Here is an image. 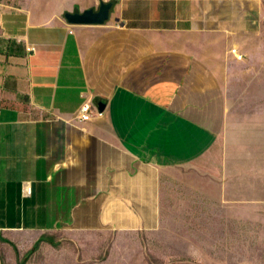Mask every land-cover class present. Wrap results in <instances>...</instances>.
<instances>
[{
    "label": "crops",
    "instance_id": "obj_1",
    "mask_svg": "<svg viewBox=\"0 0 264 264\" xmlns=\"http://www.w3.org/2000/svg\"><path fill=\"white\" fill-rule=\"evenodd\" d=\"M105 1L79 24L101 0H0V264H83L110 223L157 225L165 167L211 161L264 205V107L240 68L264 0Z\"/></svg>",
    "mask_w": 264,
    "mask_h": 264
},
{
    "label": "rangeland",
    "instance_id": "obj_2",
    "mask_svg": "<svg viewBox=\"0 0 264 264\" xmlns=\"http://www.w3.org/2000/svg\"><path fill=\"white\" fill-rule=\"evenodd\" d=\"M259 21L264 25V13ZM259 39L263 40L259 48L252 49L255 61L240 68L243 75L252 73L251 97L261 109L264 31ZM246 86L245 92L250 89L248 76ZM167 168L157 207L160 223L142 222L136 231H118V225L110 223L109 231L96 233L98 245L92 242L95 251L83 264H264V205L239 206L256 197L255 193L235 195L230 177L219 176L221 168L205 159L196 166ZM262 201L258 196L256 203L264 204Z\"/></svg>",
    "mask_w": 264,
    "mask_h": 264
},
{
    "label": "water",
    "instance_id": "obj_3",
    "mask_svg": "<svg viewBox=\"0 0 264 264\" xmlns=\"http://www.w3.org/2000/svg\"><path fill=\"white\" fill-rule=\"evenodd\" d=\"M100 4L99 9L93 7L82 12H68L66 17L71 23H105L110 18L113 3L101 0Z\"/></svg>",
    "mask_w": 264,
    "mask_h": 264
},
{
    "label": "built area",
    "instance_id": "obj_4",
    "mask_svg": "<svg viewBox=\"0 0 264 264\" xmlns=\"http://www.w3.org/2000/svg\"><path fill=\"white\" fill-rule=\"evenodd\" d=\"M233 51L236 53L235 48H233ZM237 57L241 59L243 57V54L238 53ZM92 114H93L92 105L90 103H85L81 109V114L79 117L83 120H88L91 118ZM103 114H104V112L99 110L98 115H103Z\"/></svg>",
    "mask_w": 264,
    "mask_h": 264
}]
</instances>
